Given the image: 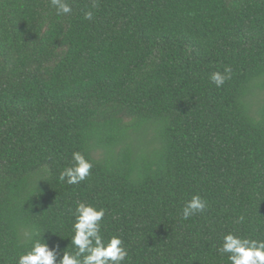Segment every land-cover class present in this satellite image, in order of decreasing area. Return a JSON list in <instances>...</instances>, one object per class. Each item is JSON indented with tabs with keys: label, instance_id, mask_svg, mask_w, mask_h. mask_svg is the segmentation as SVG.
Wrapping results in <instances>:
<instances>
[{
	"label": "trees",
	"instance_id": "obj_1",
	"mask_svg": "<svg viewBox=\"0 0 264 264\" xmlns=\"http://www.w3.org/2000/svg\"><path fill=\"white\" fill-rule=\"evenodd\" d=\"M67 2L0 0V264L26 233L74 252L79 201L123 264H230L225 234L264 239V0ZM74 151L93 167L70 185ZM195 194L207 207L183 219Z\"/></svg>",
	"mask_w": 264,
	"mask_h": 264
},
{
	"label": "clouds",
	"instance_id": "obj_2",
	"mask_svg": "<svg viewBox=\"0 0 264 264\" xmlns=\"http://www.w3.org/2000/svg\"><path fill=\"white\" fill-rule=\"evenodd\" d=\"M56 9L57 15L72 12L67 0H50ZM84 18L93 19L91 10L84 12ZM232 69L225 66L223 72L214 71L210 80L216 87H222L230 79ZM93 163L84 153L74 151L71 154L70 165L66 166L59 175L61 181L75 185L84 181L89 175ZM207 201L199 194L193 195L182 208L183 219L203 213ZM71 244L75 251H63L62 257L57 260V251L43 242L38 233H26L31 240L30 248L20 253L17 264H123L128 255L124 242L119 235L105 238L101 233L102 220L105 215L103 208L79 201L73 211ZM244 216L237 219L238 223L244 221ZM37 237L34 238L33 237ZM221 254H228L230 264H264V239H256L245 235L228 232L222 237V246L218 249Z\"/></svg>",
	"mask_w": 264,
	"mask_h": 264
},
{
	"label": "rangeland",
	"instance_id": "obj_3",
	"mask_svg": "<svg viewBox=\"0 0 264 264\" xmlns=\"http://www.w3.org/2000/svg\"><path fill=\"white\" fill-rule=\"evenodd\" d=\"M258 106H264V94H261L257 102ZM145 149L150 152H155L158 148V143L156 142L154 135L150 132L149 136L146 139Z\"/></svg>",
	"mask_w": 264,
	"mask_h": 264
}]
</instances>
